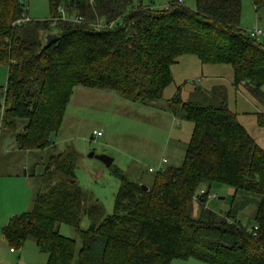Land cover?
I'll list each match as a JSON object with an SVG mask.
<instances>
[{
    "label": "trees",
    "instance_id": "trees-1",
    "mask_svg": "<svg viewBox=\"0 0 264 264\" xmlns=\"http://www.w3.org/2000/svg\"><path fill=\"white\" fill-rule=\"evenodd\" d=\"M149 1L49 0V19L15 24L26 0H0V65L7 68L1 123L16 131V122H25L15 133L20 149L52 147L50 136L58 132L78 87L159 101L183 56L202 65L230 66L232 84L244 86L264 108V41L259 38L264 33L259 29L262 35L251 36L258 28L239 27L242 0H195L194 8L185 0H169L167 10ZM251 3L257 12L264 8V0ZM60 7L83 21L61 19ZM94 19L111 27L95 29ZM44 33L58 39L46 45ZM168 106L192 124L180 166L148 170L154 173L150 185L115 170L120 185L112 213L105 214L97 201L86 204L91 196L77 184L71 154L50 156L40 178L45 186L31 210L2 228L4 240L16 247L33 240L46 254L45 264H264V148L224 101L199 106L176 95ZM257 115L263 127L264 111ZM217 185L234 191L232 201L257 197L249 226L237 219L233 204L224 214L207 209ZM62 224L77 240L59 233ZM255 226L253 235L248 227Z\"/></svg>",
    "mask_w": 264,
    "mask_h": 264
},
{
    "label": "rangeland",
    "instance_id": "rangeland-1",
    "mask_svg": "<svg viewBox=\"0 0 264 264\" xmlns=\"http://www.w3.org/2000/svg\"><path fill=\"white\" fill-rule=\"evenodd\" d=\"M194 1L185 0L186 6L194 8ZM152 2L159 9L169 6V0ZM26 3L27 15L31 20L51 17L49 0H26ZM149 3V0H143L144 5ZM58 14L64 19L70 17L65 10ZM92 21L95 29L109 28L101 21ZM254 26L264 33V8L257 12L251 0H242L239 27L248 32ZM259 38L264 41V35ZM172 75L173 82L164 89L162 98L154 103L129 100L114 92L76 88L66 106L58 132L50 136L52 147L37 153L21 151L15 143V133L22 129L25 122H16L17 130L13 131L2 128L0 120V156L5 155L3 162H0V176L4 175L0 178V264L46 262V254L38 251L33 240L28 239L21 247L11 246L4 240L2 228L12 217L31 210V196L45 186L40 178L50 156L71 154L77 184L91 196L86 204L97 201L104 207L105 214L112 213L114 196L120 185L113 174L115 170L141 184L150 185L154 174L148 172L150 168L156 171L158 168L163 170L180 166L192 124L182 113L173 114L169 110L168 101L176 95L184 103L199 106L224 101L236 114L238 122L264 148V126L257 123V113L264 111V108L244 86L235 87L232 84L230 66L202 65L193 56H183L172 67ZM6 82L7 68L0 65V92ZM261 90L264 93V85ZM3 111L4 102L0 94V118ZM93 131L101 132L102 136L93 137ZM91 153L93 157H90ZM101 155L113 159L110 167L97 159ZM163 159L167 163H162ZM21 162L23 167L20 174L31 179L30 186L26 184L25 177H5V174H12ZM230 189L218 185L213 188L206 201L207 209L224 214L225 207L233 204L237 219L249 226L253 222L257 197L247 195L244 198L241 195L232 201ZM193 213H199L196 204ZM88 225V220L84 218L81 227L85 229ZM58 230L61 235L77 240V234L70 226L62 224ZM10 248H13L12 252Z\"/></svg>",
    "mask_w": 264,
    "mask_h": 264
},
{
    "label": "built area",
    "instance_id": "built-area-1",
    "mask_svg": "<svg viewBox=\"0 0 264 264\" xmlns=\"http://www.w3.org/2000/svg\"><path fill=\"white\" fill-rule=\"evenodd\" d=\"M178 3L179 4H181V3H183V1L182 0H178ZM165 10H167L168 9V6H166V8H164ZM62 12V13H64V10H62V8H59L58 9V12ZM60 17V16H59ZM59 18H56L55 20H58ZM61 19H63V20H68V21H75V22H81V21H83V19L81 18V17H76V18H72V17H69L68 19H64V18H62L61 17ZM31 21V19L28 17V15H27V8H23V14L21 15V17H20V19H18V20H16L15 21V24H19V23H26V22H30ZM109 28L111 27V25H109L108 26ZM251 36H260V35H262V32H261V30H259V29H254L252 32H251V34H250ZM93 137H100V136H102V134H101V132H97V131H93ZM166 162V160L165 159H163L162 160V163H165ZM159 170H161V168H158L156 171H159ZM149 171L150 172H156V171H154L153 169H149ZM203 193V191H200L199 192V194H202ZM249 230V232L250 233H253V235H255V232H256V230H257V227L255 226V227H253V228H249L248 229Z\"/></svg>",
    "mask_w": 264,
    "mask_h": 264
},
{
    "label": "crops",
    "instance_id": "crops-1",
    "mask_svg": "<svg viewBox=\"0 0 264 264\" xmlns=\"http://www.w3.org/2000/svg\"><path fill=\"white\" fill-rule=\"evenodd\" d=\"M253 28H258L257 26H254ZM252 28V29H253ZM259 29V28H258ZM180 61V60H179ZM179 63V62H178ZM177 63V64H178ZM3 114V113H2ZM0 120H1V118H0ZM15 143L17 144V142H16V139H15ZM17 147L19 148V146H18V144H17ZM19 150H21V151H23L22 149H20L19 148ZM40 150H38V152H39ZM24 152H27V151H24ZM30 152H32V151H30ZM35 153H37V151L35 152ZM30 154H33V153H30ZM1 155V154H0ZM5 155H2V156H0V162H3V160H2V158L4 157ZM166 163H167V160H166ZM22 167H23V162H21L20 163V165L18 166V167H15L16 168V170H14V172L12 173V174H5V177H13V178H21V177H25V179L27 180V185L28 186H30V184H31V179L29 178V177H27L26 175H24V174H20L21 173V171H22ZM1 177H4V175H1L0 176V178ZM19 184V183H18ZM20 188V187H19ZM30 189H31V187H30ZM33 193V192H32ZM230 193L231 194H233V190L232 189H230ZM37 194V193H36ZM232 196V195H231ZM34 197H35V195H33V196H31V204H32V202H33V199H34ZM219 199H221V198H219ZM228 208L229 207H225V209H226V211L228 210ZM10 250V252H12V248H10L9 249ZM14 252V251H13ZM171 264H200V262H198V261H195V260H175V261H172V263ZM203 264V263H202Z\"/></svg>",
    "mask_w": 264,
    "mask_h": 264
},
{
    "label": "water",
    "instance_id": "water-1",
    "mask_svg": "<svg viewBox=\"0 0 264 264\" xmlns=\"http://www.w3.org/2000/svg\"><path fill=\"white\" fill-rule=\"evenodd\" d=\"M58 39V36L54 33H44L43 40L46 43V45L54 42ZM90 157H93V153L90 154ZM98 160H100L106 167H110L113 163V159L109 158L107 156L101 155L97 157ZM145 190H147V187H144Z\"/></svg>",
    "mask_w": 264,
    "mask_h": 264
}]
</instances>
